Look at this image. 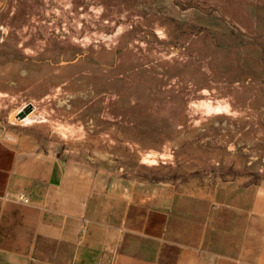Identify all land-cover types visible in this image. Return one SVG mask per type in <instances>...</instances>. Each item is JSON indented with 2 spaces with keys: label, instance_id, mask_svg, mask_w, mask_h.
Returning a JSON list of instances; mask_svg holds the SVG:
<instances>
[{
  "label": "rangeland",
  "instance_id": "obj_1",
  "mask_svg": "<svg viewBox=\"0 0 264 264\" xmlns=\"http://www.w3.org/2000/svg\"><path fill=\"white\" fill-rule=\"evenodd\" d=\"M38 153L211 228L234 207L261 254L264 0H0V162Z\"/></svg>",
  "mask_w": 264,
  "mask_h": 264
},
{
  "label": "crops",
  "instance_id": "obj_2",
  "mask_svg": "<svg viewBox=\"0 0 264 264\" xmlns=\"http://www.w3.org/2000/svg\"><path fill=\"white\" fill-rule=\"evenodd\" d=\"M1 161L0 264H264L256 233L243 253L234 207L211 228L203 201H147L116 182L83 187L41 153Z\"/></svg>",
  "mask_w": 264,
  "mask_h": 264
},
{
  "label": "built area",
  "instance_id": "obj_3",
  "mask_svg": "<svg viewBox=\"0 0 264 264\" xmlns=\"http://www.w3.org/2000/svg\"><path fill=\"white\" fill-rule=\"evenodd\" d=\"M18 201L23 202V203H29L30 198L27 196L25 193H19L17 196Z\"/></svg>",
  "mask_w": 264,
  "mask_h": 264
},
{
  "label": "bare ground",
  "instance_id": "obj_4",
  "mask_svg": "<svg viewBox=\"0 0 264 264\" xmlns=\"http://www.w3.org/2000/svg\"><path fill=\"white\" fill-rule=\"evenodd\" d=\"M23 112V111H21ZM22 121H29V116H26L25 118H22Z\"/></svg>",
  "mask_w": 264,
  "mask_h": 264
}]
</instances>
